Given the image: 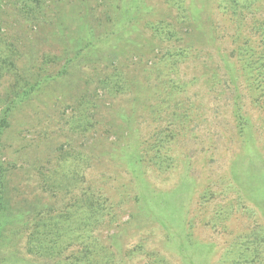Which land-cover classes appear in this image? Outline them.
<instances>
[{
  "label": "rangeland",
  "instance_id": "1",
  "mask_svg": "<svg viewBox=\"0 0 264 264\" xmlns=\"http://www.w3.org/2000/svg\"><path fill=\"white\" fill-rule=\"evenodd\" d=\"M36 1L0 0V49L13 62L0 64V110L13 99L6 93L33 87L0 136V159L14 165L12 241L0 264H55L26 254L29 223L16 221L32 204L61 210L84 185L111 205L101 231L121 264L152 254L172 264L264 262V248L237 259L238 243L264 230L263 115L249 105L252 137L240 138L227 102L199 80L233 48V12L221 0ZM171 30L175 44L205 52L165 75L158 65L173 42L162 33ZM163 130L169 168L141 158ZM249 157L254 169L243 175Z\"/></svg>",
  "mask_w": 264,
  "mask_h": 264
},
{
  "label": "trees",
  "instance_id": "2",
  "mask_svg": "<svg viewBox=\"0 0 264 264\" xmlns=\"http://www.w3.org/2000/svg\"><path fill=\"white\" fill-rule=\"evenodd\" d=\"M182 1H178L179 4ZM259 1L221 0V5L223 3L224 8L231 10L234 18L237 19L230 21L233 32V48L225 55L217 53L216 58H213V52L207 53L208 57L214 59L211 65L213 67L205 72L208 67L204 66L205 71L199 78V80L204 78L205 87L208 88L211 95L218 98V101L227 102L226 107L230 110L240 138L248 134L249 138L252 137L253 127L248 117L249 105L263 115L264 120V12L258 11L261 9ZM241 10L247 11V15L250 14L252 20L244 21L245 15L241 16L239 13ZM171 31L162 33L163 42H173L158 65L161 69L162 62L163 70L162 72L160 69L158 71L165 75L171 69L178 68L186 60L189 61L192 58L197 60V57L205 52L201 49H194L193 45H187L184 41H178L179 43L175 44L177 32ZM10 56L0 49V64L6 66L5 68L13 66ZM32 88L4 95L5 97L12 95L13 99L1 107L0 136L9 127L8 117L12 107L17 103V98L20 102L28 98ZM183 117L184 115H182ZM171 137L172 135L163 130L148 145L150 152L153 153L149 155L145 151L141 158H149L155 166L162 167L164 165L165 168H169L172 157L165 155V147ZM244 142L246 143V141ZM246 165L248 166L243 168V175L249 166L251 170L254 169V160L249 157ZM13 170L14 165L6 164L0 159V263L3 261L4 255L1 254V250L6 248L3 245L6 244V241H12L9 238L6 239L4 232L10 226L11 220L9 219L13 210L11 192L8 187L9 176ZM242 172L241 175L234 173L232 180L237 181L242 178ZM106 203L107 199L98 194L97 190L89 185H84V189L79 192V196L73 200V203L65 204L59 211L44 209L42 212L36 213L35 204H32L30 206L32 214H28V220L21 217L16 221L23 228L29 223L25 228L28 232L24 245L26 254L31 258L55 264H121L122 255L112 248L113 236L110 237L108 234V238L105 239L101 231L109 220L111 210V205ZM20 219L23 220V223L19 221ZM243 239L244 237L242 241ZM239 243L238 245L244 249H240L241 253H238L239 258L237 259L245 258L244 260H247L251 254L260 256L261 253L258 250L264 248V230L248 234L245 236L244 242ZM145 260L144 264H172L166 258H158L153 254L148 255ZM260 264H264V262Z\"/></svg>",
  "mask_w": 264,
  "mask_h": 264
}]
</instances>
